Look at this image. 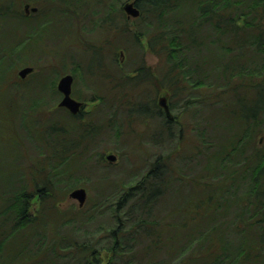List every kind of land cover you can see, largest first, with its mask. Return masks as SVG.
<instances>
[{"label":"trees","instance_id":"1","mask_svg":"<svg viewBox=\"0 0 264 264\" xmlns=\"http://www.w3.org/2000/svg\"><path fill=\"white\" fill-rule=\"evenodd\" d=\"M44 1L59 14H67L68 8L85 9L83 17L91 25L84 26L88 34L99 26L109 28L114 36L113 53L123 51L141 59L128 67L117 62L122 70L113 79V86L118 83L132 94L127 99L118 96L116 103L106 102L103 112L98 111V94L88 100L78 98L94 103V107L77 115L61 107L55 109L35 97L26 102L15 94H8L5 99L0 96V109H6L12 133L17 136L19 121L12 116L17 110L22 117L20 128L28 132L22 139L34 146L21 148L20 152L11 148L16 150L17 160L20 156L21 165L18 168V164L8 162L11 172L20 170V174L16 180H7V191L0 197V264H102L98 252L107 254V264H264V0ZM130 1L140 11L136 19H129L123 11V5ZM27 16L16 10L14 0H0V20H32L42 13L39 8L31 18ZM43 21L36 26L39 31L23 34L19 42L14 38L12 44H7L4 40L0 83L6 79L2 75L11 65H7L8 59L16 63L20 56L13 55L20 50L26 54L32 45L41 44L51 34L55 24ZM10 35H15V31ZM145 49L159 59L158 63H166L164 74L156 75L147 66ZM99 67L94 69L99 71ZM65 73L73 77L78 74L76 68L67 70L62 65L61 71H52L51 79L47 78L44 84L56 82ZM147 85L155 89L152 95ZM142 86L147 89L137 94ZM14 87L16 93L26 88L18 84ZM163 90L177 98L168 104L170 111L178 110L172 120L161 112L158 95ZM16 96L19 98L15 99ZM61 110L78 121L69 123L65 116L60 118L56 112ZM95 110L109 115L115 136L122 134L123 116L129 125L144 116L161 120L158 131H167L168 138L178 132L180 140L184 133L179 122L181 114L195 118L208 110V117L204 116L191 129L198 131L194 157L198 156V164L201 158L206 162L204 172L189 179L203 186L201 192L206 196L193 204L195 215L185 214L192 204L177 203L167 214L171 222L162 223L158 217L157 205L173 188L172 182L180 179L181 184L185 178L179 173L170 175L171 151L166 156L157 155L136 181L112 183L109 202L106 199L96 206L104 210V215L109 212V221L113 223L102 228L109 243L98 248L94 240H85L87 244L73 237L86 219H92L94 210L87 208L92 203L64 212L58 203L72 190L87 187L92 177H96V185L104 187L103 191L109 185V174L100 170L108 162L104 153L93 148V140L102 131V122L92 123ZM33 115L35 125L29 128L27 124ZM88 115L92 117L87 119ZM210 129L214 130V137H210L213 141L204 135ZM154 141L163 142L159 133ZM30 149L34 150L33 156ZM23 163L27 166L23 167ZM173 190L178 193L179 189ZM221 211L226 215L233 213L227 225H232L233 233L241 236L236 245L230 241V235L225 238L224 229L217 222ZM214 223L218 225L210 228Z\"/></svg>","mask_w":264,"mask_h":264},{"label":"rangeland","instance_id":"2","mask_svg":"<svg viewBox=\"0 0 264 264\" xmlns=\"http://www.w3.org/2000/svg\"><path fill=\"white\" fill-rule=\"evenodd\" d=\"M44 2V0H33L31 2L28 0H14L16 10L25 12V5L29 4L31 7H36L38 10L40 8L42 16L33 17L32 20H25L27 18H14L9 20V22L0 20V52L3 51L1 49L5 48V39L7 44H12L14 42V38L19 42L23 34H26L30 31L32 34H35L37 31H39L36 26L46 17L48 19L43 22H49L51 20V24H55V26L51 28V34L45 36L41 44L37 45L35 43L31 46L30 51H28L26 54H23L24 52L20 50L16 55H13L12 57L14 58L20 56L16 63H14V60L8 59L7 65H11L9 70H7L2 75L5 76L6 79L0 83V96H4L3 99H5L8 94H11L13 97L15 94L19 97H22L24 100L26 99V102H29L31 97H35L43 99V102L47 103L48 105H54L56 109L58 108V104L62 99V96L57 89V84L62 76L69 73H65L64 75L58 77L56 82H51V84L48 86L45 84H48L49 81H47L45 84L44 82L47 78L51 79L52 71H61V66L65 65V69L68 70L76 68L78 73L74 74L75 80L72 85L73 95L77 98L88 100L92 95L98 94L101 100V105L98 111L103 112V110H105L106 102L110 104L114 102L116 103L118 101V96H125L126 99L130 97L132 92L128 88L123 90V88H120L118 83L113 86V74L115 75L114 78L116 76L119 77V73L122 70V68H120L121 66H133L135 63L137 64L140 62L141 58L138 57L137 54L126 55V53L123 51H118L117 55L115 52L113 53L115 48L113 47L114 44H112V41L114 40L112 39V33H110L109 28L107 29L99 26L95 32L88 34V32L84 30V26H86L89 22L88 19L83 17L84 12L86 11L85 9L78 10V8H68L66 12L67 14H59L58 10H51V7L48 6L49 4H44ZM124 3L125 2H123L121 5ZM37 12H31L26 15H28L27 17L31 18V14L33 15ZM51 15L52 17H50ZM64 15H68L69 18L65 19ZM86 27L91 28V25L88 24ZM12 30L15 31V35H10ZM32 38L34 39V37ZM35 38H38V35H36ZM97 53H100L103 59V66H101V64V67L99 68L104 69V71H101L100 69L99 71H96L94 68H88V66H90V64H88L89 57H91L92 54ZM143 53L146 64L148 67H151L156 75L161 76V74L166 72L167 66L165 62L158 63L160 62L159 59L151 55L147 49H145ZM116 56H118V62L120 61V67L114 63V58L115 60L117 58ZM25 67H33L34 71L26 78L22 79L19 76V71ZM17 84L21 87H26L24 89H27L28 92L24 89H19L16 93V88L14 86H17ZM147 88L151 90V94H149L152 95L155 89H153V87L150 85H147ZM147 88L146 86H142L137 90L136 93L139 94L141 91L143 92ZM113 95L115 96L113 97ZM18 96H16L15 99L19 98ZM162 98H166L168 104H172V102L177 101V98L173 97V95L167 90H163L158 95L159 101ZM113 99L114 101H112ZM84 103L85 108L82 110L88 112L93 109L94 103ZM5 110V108L0 109V197L7 191V180H16L20 174V170L18 172H11V169L8 168V162L10 161L18 164V168H20L21 165L20 156L17 160L16 150L11 148H16L17 152H20L22 150L21 148H34V146L31 145L27 139H22L23 135L26 136L27 130L23 131L20 128L22 117L19 111L15 110L16 113L12 114V116L19 121L16 128V136V134L12 133L11 131V123L6 120ZM45 110H43V112ZM171 111L176 117L178 110ZM93 112L95 113L93 117L95 119L92 123L95 124V121L102 122L99 126L102 130L101 135L93 140V148H97L98 153H104L105 157L108 154L116 156V160L109 162L105 158V160L108 162L107 163L105 161L108 166L102 165L100 167V170L106 171L109 174L107 178L109 185L106 184L105 191H103L104 187H99V185L94 183V181L97 180H95L96 177L92 176L91 181L89 180L87 183V187H78L85 188L88 193L87 202L84 207L88 205V202L97 204L95 206L92 204L88 205L87 208L89 210H94L92 211L91 215L92 219H86L85 222L82 223L83 225L74 231L73 237L77 238L79 242H85L87 244L89 243L87 242L89 239L94 240L97 242L95 244L98 248H101L100 246L109 243V241L104 237L105 232L102 230V228L111 227L113 226V223L111 224L109 221V212H105L106 214L104 215V210H100L96 206L102 205L106 199H108L107 202H109V198L111 199L110 193H112L114 186L112 183L121 182L124 184H129L136 181L147 171L150 162L153 161L157 155L161 154L166 156L167 154H170L171 151H173V153L170 156L171 158L168 160L170 165V175L177 176V173H179L185 178L182 179L181 184L179 183L180 179L172 182L173 188L169 189V192L164 194V200H162L159 206L157 205L158 217L162 219V223L167 224V222H171L172 218H168L167 214L168 211L170 212V210L173 209L177 203L181 204L182 206L185 204H192V207L188 208V212L185 214L188 216L195 215L193 204L197 203L201 199H205L206 196L201 192V188L203 186L199 187V185L193 181L191 182L189 179H193L198 173H203L206 162L204 158H201L200 164H198V156L194 157V154L196 155L197 152L198 131H192L191 129L197 124V122L202 120L204 116L206 118L208 117V110H206L204 116H198L195 118L190 115L181 114L179 122H181V126H184L182 140L178 139V132L175 133V136L173 133V137L171 136L168 138L166 136V133L168 132L166 131L164 134V137L166 138L163 139L161 144H158L159 142L154 141L157 137V133H159L157 129V127L159 128V121L157 119H148L144 118V116H140V118L133 120L129 125L127 121H125L126 116H123L122 119H124V128L123 131H121L122 134L115 136L113 134L114 130L111 128L112 122L109 123V115L102 112L99 113L97 110ZM56 114L59 115L60 118L65 116L69 123H75L78 121L73 118H68L70 116H68L64 110H61L58 113L56 112ZM91 117L92 116L90 115L86 116L87 119H90ZM34 118L35 117L33 115L28 122L27 127L31 128L35 125ZM84 122L88 123L89 121L85 120ZM175 130H177V128ZM222 133L227 134L229 132ZM204 135L208 141L214 140V138L210 139V137H214L215 135L213 129H210L206 134L204 133ZM21 142H23V145H21ZM263 142L260 144L261 146L263 145ZM30 151V155L33 156L34 150L30 149ZM26 166L27 165L23 163V167ZM26 170L30 169L27 168ZM208 171L209 170L205 172L207 173ZM174 188L179 189L178 193L173 190ZM69 194L67 195L66 199H63L58 203L60 210L63 212L71 208H79L78 202L71 199ZM107 194L108 196H106ZM118 196H120V194H118L117 197ZM34 207L38 208L37 204H34ZM223 212L224 211H221L219 213L220 215L217 217V222L218 224L221 223L220 228L224 229L226 234L225 238L230 235V241H232V243H237L241 236L235 235L236 233H233L234 227L232 225H230L231 227H228L227 225V223L233 218V213L226 215ZM182 216L183 215H181V218ZM218 224L214 223L213 225H210V228ZM232 235L234 237H232ZM98 255V259L102 262V264H107V254L105 252H98ZM56 261L60 263L61 260Z\"/></svg>","mask_w":264,"mask_h":264},{"label":"water","instance_id":"3","mask_svg":"<svg viewBox=\"0 0 264 264\" xmlns=\"http://www.w3.org/2000/svg\"><path fill=\"white\" fill-rule=\"evenodd\" d=\"M122 8L129 19H136L140 16V11L135 7L133 1L126 2ZM24 9L26 14H29L31 12H37L38 10L36 7H31L29 4H26ZM33 71V67H25L19 71V76L24 79ZM73 82L74 77L71 74L64 75L60 78L57 84V89L63 97L59 102L58 107L66 108L73 115H77L83 109V103L75 100L72 97ZM159 104L164 108L165 112L167 113V116L172 117L166 98H162ZM105 158L109 162H113L116 160V156L112 154H108ZM69 197L73 200H76L78 202L79 208H82L87 202L88 193L85 188H76L70 192Z\"/></svg>","mask_w":264,"mask_h":264},{"label":"flooded vegetation","instance_id":"4","mask_svg":"<svg viewBox=\"0 0 264 264\" xmlns=\"http://www.w3.org/2000/svg\"><path fill=\"white\" fill-rule=\"evenodd\" d=\"M114 17H112V19H113ZM114 36H113V33H112V38H113ZM114 40V39H113ZM151 55H153L150 51H148ZM154 56V55H153ZM117 58H116V60H115V58H114V63L116 62V64H117V62H118V56H116ZM155 57V56H154ZM94 60V62H92V64H90V66H88V68L89 69H92V68H94L96 65H101L102 64V57H101V54L100 53H97V54H92L91 55V57H89V62L90 61H93ZM113 60V59H112ZM94 63H96V65L95 66H93V64ZM82 64H83V62H82ZM85 65V64H84ZM101 66H103V64L101 65ZM148 66V65H147ZM113 79H116V77L114 78V76H113ZM75 80V79H74ZM113 81V80H112ZM60 93V92H59ZM60 95L62 96V94L60 93ZM63 97V96H62ZM72 97L75 99V100H77V101H80L76 96H74L73 95V88H72ZM112 101H114V99L112 100ZM160 101H161V99H160ZM160 101H159V103H160ZM80 102H82V101H80ZM83 103V108H85V103L84 102H82ZM168 103V102H167ZM161 106V105H160ZM87 107V106H86ZM162 107V106H161ZM161 112H162V115L164 116V117H168L167 116V113L165 112V110H164V108L162 107V109H161ZM172 113V112H171ZM173 115V114H172ZM173 117H174V115L172 116V117H169L171 120L173 119ZM160 122H161V120H159ZM161 125V124H160ZM159 134H160V140H163V138H164V131L162 130V129H160V131H159Z\"/></svg>","mask_w":264,"mask_h":264}]
</instances>
